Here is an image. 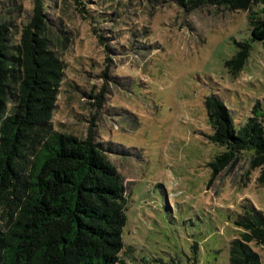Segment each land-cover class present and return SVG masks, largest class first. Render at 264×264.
Listing matches in <instances>:
<instances>
[{"label":"rangeland","instance_id":"1","mask_svg":"<svg viewBox=\"0 0 264 264\" xmlns=\"http://www.w3.org/2000/svg\"><path fill=\"white\" fill-rule=\"evenodd\" d=\"M18 2L32 6L14 0L15 13ZM141 5L122 22L138 20L132 30L112 27L108 49L84 20L71 22V8H55L74 38L51 123L78 137L91 126L121 176L127 209L118 264H227L242 206L264 213L263 165L253 167L243 152L214 171L224 147L209 138L203 99L220 98L236 129L256 101L264 108V40L251 39L245 10L183 12L167 3L149 15ZM245 40L246 61L233 71L226 62ZM251 247L264 259V246Z\"/></svg>","mask_w":264,"mask_h":264},{"label":"trees","instance_id":"2","mask_svg":"<svg viewBox=\"0 0 264 264\" xmlns=\"http://www.w3.org/2000/svg\"><path fill=\"white\" fill-rule=\"evenodd\" d=\"M141 2L31 0L28 9L18 2L15 13L14 0H0V264L122 262L127 199L116 166L91 126L78 137L51 123L74 38V30L53 11L62 5L71 8V22L84 20L108 49L103 40L113 39L115 24H121V32L139 22L122 24L131 8L144 10ZM167 3L183 12L202 7L245 10L251 39L264 40V0H145L146 11L151 15ZM237 46L226 62L233 71L245 63L249 42ZM203 104L209 138L224 147L211 163L214 171L247 152L253 167L263 165L258 180L264 182L262 105L256 101L251 116L236 129L220 98L207 95ZM235 223L241 230L229 242L227 264H264L251 247L264 246V213L244 204Z\"/></svg>","mask_w":264,"mask_h":264}]
</instances>
